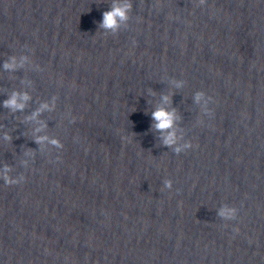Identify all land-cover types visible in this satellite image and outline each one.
<instances>
[{"label":"clouds","instance_id":"obj_1","mask_svg":"<svg viewBox=\"0 0 264 264\" xmlns=\"http://www.w3.org/2000/svg\"><path fill=\"white\" fill-rule=\"evenodd\" d=\"M196 2L199 6H205L207 4V0H196ZM131 9L132 4L130 0H114L109 10L103 12L102 21L99 23V27L104 29L106 33H118L122 28H126L128 26V21L130 19L129 13L131 12ZM24 59H26V57ZM4 67L5 69H8L13 67V64H9L6 62ZM24 99H27V96H25ZM164 99L168 100V97L166 96L164 97ZM195 99L197 102H200L201 100L204 101V111L207 114L208 118L211 119L214 116V112L212 108L208 107V103L210 101L213 102L212 97L207 96L202 91H197L195 94ZM4 103L5 107L11 106L13 108H23L22 104L17 103V96L15 94L10 99L6 100ZM151 115L153 121L155 122L153 124V127L161 133H167L163 136L164 145L172 147L173 151L176 154H180L181 152H184L193 147L190 142H185L180 145L177 144L178 138L176 136V132L173 130L176 119L174 110L168 111L164 108H159L153 111ZM43 139L47 138H40L37 140V143H40ZM50 143L56 149L63 148V144L58 139H52ZM57 159H59V157H57ZM7 172V168H5L3 172H0V180H3L5 184L16 185L24 182V176L13 178L8 176ZM164 188L172 189V181L165 180ZM219 215L224 217L226 220L233 221L236 220L238 217V209L233 206H225L221 208ZM233 232L238 233L239 228L233 227Z\"/></svg>","mask_w":264,"mask_h":264}]
</instances>
